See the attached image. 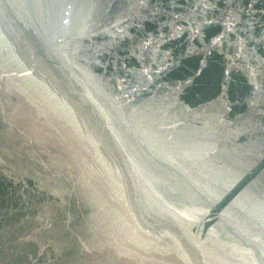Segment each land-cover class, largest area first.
I'll list each match as a JSON object with an SVG mask.
<instances>
[{
  "label": "water",
  "instance_id": "water-1",
  "mask_svg": "<svg viewBox=\"0 0 264 264\" xmlns=\"http://www.w3.org/2000/svg\"><path fill=\"white\" fill-rule=\"evenodd\" d=\"M0 264H264V0H0Z\"/></svg>",
  "mask_w": 264,
  "mask_h": 264
}]
</instances>
